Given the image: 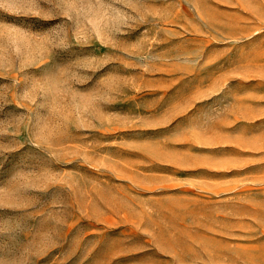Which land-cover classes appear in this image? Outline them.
I'll list each match as a JSON object with an SVG mask.
<instances>
[{
	"label": "rangeland",
	"instance_id": "1",
	"mask_svg": "<svg viewBox=\"0 0 264 264\" xmlns=\"http://www.w3.org/2000/svg\"><path fill=\"white\" fill-rule=\"evenodd\" d=\"M0 264H264V0H0Z\"/></svg>",
	"mask_w": 264,
	"mask_h": 264
}]
</instances>
